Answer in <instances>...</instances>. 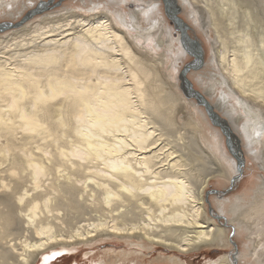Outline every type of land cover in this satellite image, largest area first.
Wrapping results in <instances>:
<instances>
[{
	"label": "bare ground",
	"instance_id": "6f19581e",
	"mask_svg": "<svg viewBox=\"0 0 264 264\" xmlns=\"http://www.w3.org/2000/svg\"><path fill=\"white\" fill-rule=\"evenodd\" d=\"M43 1L0 0V264H264V0Z\"/></svg>",
	"mask_w": 264,
	"mask_h": 264
},
{
	"label": "rangeland",
	"instance_id": "374dc122",
	"mask_svg": "<svg viewBox=\"0 0 264 264\" xmlns=\"http://www.w3.org/2000/svg\"><path fill=\"white\" fill-rule=\"evenodd\" d=\"M44 1L46 3H49L50 1H53L52 4L55 3V7L52 10H49L48 12H52V11L59 10V9L62 8V6L65 3L69 2V0H44ZM160 1L163 2L162 0H160ZM38 3H40V2H38ZM163 6H164V3H163ZM36 7H37V5L34 8H36ZM127 7L128 8H132V7L134 8V7H137V4H130L129 6L124 5V8L123 9H128ZM38 8L39 7H37L36 9H38ZM163 13L164 14L166 13L165 6L163 8ZM164 17H165V15H164ZM181 18L184 19L185 21H188L183 16H181ZM5 19L6 18H2L1 20H5ZM170 24L173 25L171 21H170ZM175 30H173V32L175 34L178 33V31L177 30L175 31ZM9 32H11V31H9ZM193 36L196 39L198 37L195 34L192 35V37ZM198 40L200 41V44L202 45V48L206 49L207 46H206L205 42H207V41L206 40L204 41L201 36H200V38L198 37ZM207 58H208V54L205 55V53L203 52V59H204L205 63L207 61ZM189 61L190 62L193 61V58L192 57L189 58ZM203 69H204V66L201 69L195 70V71H201ZM192 71H194V70H192ZM193 88L196 91H198V89L194 85H193ZM243 176L239 177L238 178V181H241L243 179ZM215 182L210 185L208 191L211 192V193H210V195L208 194V196L214 195V193H213L214 190H222V189H224L223 186H219V184H217ZM243 188H244V186L241 183H239L238 186H237V188L235 189V191L233 193H231L232 197H234L235 195H239L241 193V191H242ZM210 203H211V200H210ZM211 205L213 207H215L213 205V202L211 203ZM210 207L211 206H209V208ZM235 237H236L235 234H233V232H232L230 234V238L235 239ZM234 243H235V245L232 244L231 248L227 249L226 251L225 250H222L221 251V248H215V249H211L210 251L207 250V251H204L202 253L201 252L200 253H195V254H192L190 256L187 255L186 257H184V259L185 260L187 259L188 264H207L209 262V260L217 259L222 253H224V254L226 253V254H228V255H230V256L238 259L239 258L238 256H239V254H240V252H241V250L243 248V245H242L241 240H237V239L235 240ZM112 249H116L117 252H119V251H122V250L128 249V248L123 243H117V242H114V241H112V243H110V241H108V242L101 241V243H97V245H94V249L93 250L90 249V248H88V247H85L84 246L83 248L78 249V250H71L72 252L64 251L61 254V255L64 254V256L58 255L60 257L56 258V260H53L52 263H54V262H56V264H93V263H99V261H103L105 255H106L105 253L109 252ZM60 250H63V249L60 248ZM89 251H95V253H93V255H91V253H89ZM159 252H160L159 249L146 252V254H148V257L151 258V259H147V258L146 259H143V258H140L139 259L140 264H147L148 261H150V263H153L154 262L155 264H158L156 258L158 257ZM85 253H87V255H89V257H85ZM118 256H120V254ZM43 257H42L41 262H43ZM108 258H111V256H109ZM240 263L241 264H252V263H245L242 260H240L239 264ZM161 264H164V263H161Z\"/></svg>",
	"mask_w": 264,
	"mask_h": 264
},
{
	"label": "water",
	"instance_id": "95a60500",
	"mask_svg": "<svg viewBox=\"0 0 264 264\" xmlns=\"http://www.w3.org/2000/svg\"><path fill=\"white\" fill-rule=\"evenodd\" d=\"M166 7H167V5H166ZM179 13H180V10L178 9V11L177 12H175L174 14V16H173V18L174 19H176L177 20V23L179 22V21H182L181 19H179V17H178V15H179ZM185 28H186V31H188L189 29H190V27L189 26H187V25H185ZM191 55H192V57H193V60H194V62H197V61H199V55H197V53L196 52H193V53H191ZM194 92H196L195 90H194ZM197 93V92H196ZM197 98V97H196ZM197 100H198V98H197ZM209 115H210V117H212V119L214 120V123H215V121H218V117L216 118V116L214 117L213 116V114H212V112L209 110ZM226 137H227V135H226ZM227 142H228V144H229V140L227 139ZM230 148V151H231V153L235 156V157H237L236 156V154L233 152V150L231 149V146H229ZM237 159L239 160V158L237 157ZM244 166V162H243V159L242 160H239V167H240V173H242V167Z\"/></svg>",
	"mask_w": 264,
	"mask_h": 264
}]
</instances>
